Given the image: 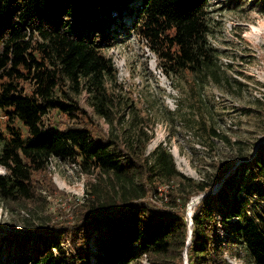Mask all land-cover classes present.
Returning <instances> with one entry per match:
<instances>
[{"label": "trees", "instance_id": "1", "mask_svg": "<svg viewBox=\"0 0 264 264\" xmlns=\"http://www.w3.org/2000/svg\"><path fill=\"white\" fill-rule=\"evenodd\" d=\"M207 5L208 0H0V111L6 117L4 129L0 120V166L5 169L0 201L30 215L43 210L42 193L55 190L47 175L52 158L98 178L87 182L86 199L75 208L82 212L78 224L67 229L51 225V218V226L42 230L10 235L3 240L5 251L0 244V264H136L143 256L180 258L188 219L140 201L154 190L157 175L161 180L185 177L163 144L145 155L152 135L137 115L133 127L116 132L111 89L116 70L104 50L135 33L166 74L194 76L186 79L191 93L200 77L220 85L217 53L208 40ZM22 81L33 84L30 91ZM80 92L87 94L94 114L109 123L108 132H96L86 122L88 113L74 99ZM51 111L71 123H46ZM118 121L122 125L123 118ZM201 124L210 137H221L204 119ZM235 172L216 194L201 200L192 216L188 264H228V251L240 257L230 250L235 246L254 264H264V146ZM213 183L203 176L195 193L210 190ZM182 187L177 184L174 196L184 207L191 194L184 196ZM92 232L94 251L88 245Z\"/></svg>", "mask_w": 264, "mask_h": 264}, {"label": "rangeland", "instance_id": "2", "mask_svg": "<svg viewBox=\"0 0 264 264\" xmlns=\"http://www.w3.org/2000/svg\"><path fill=\"white\" fill-rule=\"evenodd\" d=\"M263 2L208 0V40L217 53L221 83L215 84L209 76L200 77L195 94L186 82L194 76L190 73L187 76L166 74L157 55L135 33L119 37L114 47L104 50L116 70L115 85L111 86L115 94L116 132L121 133L125 126L127 130L133 127V117L137 115L142 120L139 125L152 135L146 143L145 155L163 144L171 153L176 169L185 177L161 180L157 175L155 178L159 180L154 190L140 202L162 211L175 210L190 223L201 200L216 194L224 181L240 169L242 162L250 160L258 146H264ZM3 82L0 76V84ZM20 85L30 91L33 84L22 81ZM66 90L69 92L68 88ZM74 99L88 113L90 119L85 120L91 128L100 133L109 131V123L94 114L85 92L75 94ZM120 118H123L122 125L118 121ZM202 119L207 126L216 128L221 137H210L201 124ZM0 120L4 129L6 117L2 111ZM44 121L59 126L71 123L68 116L55 111L49 112ZM15 125L25 132L20 122L15 121ZM4 173L5 169L0 166V174ZM47 175L55 190L42 193L45 197L43 210L33 211L30 215L0 201V244L4 251L7 242L3 240L8 241L14 233H34L52 224L69 229L80 222L82 212L75 208L86 199L87 182L97 183L98 178L81 172L76 164L54 158L49 162ZM205 175L214 181L213 186L195 193V184ZM178 183L183 186L184 196L191 194L184 207L182 199L174 196ZM214 204L217 205V201ZM93 238L92 232L88 242L91 251L96 250ZM185 246L179 259L171 257L155 261L143 256L136 264H186ZM230 250L237 251L240 257L227 250L224 256L228 264H254L238 246Z\"/></svg>", "mask_w": 264, "mask_h": 264}, {"label": "water", "instance_id": "3", "mask_svg": "<svg viewBox=\"0 0 264 264\" xmlns=\"http://www.w3.org/2000/svg\"><path fill=\"white\" fill-rule=\"evenodd\" d=\"M186 224H187V238H186V246L184 249V260H185L184 263L186 262L188 264L187 247L190 244L191 237H192V216L190 219V224H188V223H186Z\"/></svg>", "mask_w": 264, "mask_h": 264}, {"label": "built area", "instance_id": "4", "mask_svg": "<svg viewBox=\"0 0 264 264\" xmlns=\"http://www.w3.org/2000/svg\"><path fill=\"white\" fill-rule=\"evenodd\" d=\"M165 212H168V211H165Z\"/></svg>", "mask_w": 264, "mask_h": 264}, {"label": "bare ground", "instance_id": "5", "mask_svg": "<svg viewBox=\"0 0 264 264\" xmlns=\"http://www.w3.org/2000/svg\"><path fill=\"white\" fill-rule=\"evenodd\" d=\"M191 216V215H190ZM187 264V263H186Z\"/></svg>", "mask_w": 264, "mask_h": 264}]
</instances>
